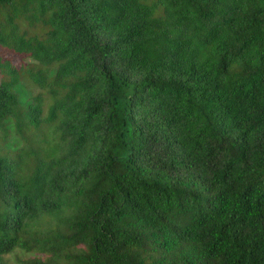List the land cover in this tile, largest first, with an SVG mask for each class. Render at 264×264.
<instances>
[{"label": "trees", "instance_id": "16d2710c", "mask_svg": "<svg viewBox=\"0 0 264 264\" xmlns=\"http://www.w3.org/2000/svg\"><path fill=\"white\" fill-rule=\"evenodd\" d=\"M0 72V264H264V0H0Z\"/></svg>", "mask_w": 264, "mask_h": 264}, {"label": "rangeland", "instance_id": "374dc122", "mask_svg": "<svg viewBox=\"0 0 264 264\" xmlns=\"http://www.w3.org/2000/svg\"><path fill=\"white\" fill-rule=\"evenodd\" d=\"M21 30H22V32H24V31H28V29H27V27L25 26V25H22V28H21ZM35 32L36 31H32V32H30V35H34L35 34ZM40 35H43V31L42 30H40V31H37ZM29 35V36H30ZM28 63L29 64H31L32 63V61H29L28 60ZM2 79H3V74L0 72V83H1V81H2ZM27 84H29L28 82H26ZM17 93L18 94H20L24 99H26L28 96H29V92L31 93H33V94H37L38 92H39V90H37V89H34L33 87H31V86H29V85H27L25 88L23 87V86H21V87H18L17 88ZM29 91V92H28ZM15 134V133H14ZM14 134H11V133H9L8 132V135H9V139L8 140H6L5 138H4V132L3 131H1L0 132V155H5V154H7L8 152H15V151H13L15 148H16V145H15V142H14V140H13V138H14ZM36 135H47V130H44V131H41V132H34V131H32L31 133H29L28 135H26V136H28L29 138H33V136H36ZM17 138H18V136H17ZM19 140V139H18ZM10 143L12 144L13 143V145L15 146L14 148H9L10 147ZM22 144H21V147H23V145H24V142L22 141L21 142ZM12 259V258H11Z\"/></svg>", "mask_w": 264, "mask_h": 264}]
</instances>
